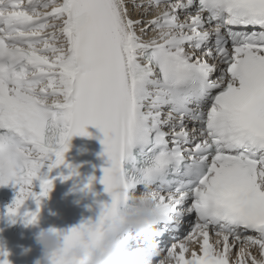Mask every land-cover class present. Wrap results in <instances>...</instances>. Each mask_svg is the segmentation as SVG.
<instances>
[{"label":"snow or ice","instance_id":"obj_1","mask_svg":"<svg viewBox=\"0 0 264 264\" xmlns=\"http://www.w3.org/2000/svg\"><path fill=\"white\" fill-rule=\"evenodd\" d=\"M89 125L110 200L66 230L69 246L82 231L99 241L121 197L147 189L152 264H264V0H0V187L17 189L6 215L31 198L32 224L55 179L80 183L65 153Z\"/></svg>","mask_w":264,"mask_h":264},{"label":"clouds","instance_id":"obj_2","mask_svg":"<svg viewBox=\"0 0 264 264\" xmlns=\"http://www.w3.org/2000/svg\"><path fill=\"white\" fill-rule=\"evenodd\" d=\"M84 182L81 179L77 184L78 191L85 196L89 193L98 195L93 186L82 190ZM38 223L39 214L29 225ZM157 223L158 205L152 192L147 189L130 192L121 197L115 216L106 224L103 237L95 243L86 231H82L69 246L64 229L55 226L40 229L35 241L41 247L42 256L35 264H51L52 257L61 253L67 264H152L159 255L155 239ZM7 253L8 257L10 252ZM158 264H172V261L164 257Z\"/></svg>","mask_w":264,"mask_h":264},{"label":"bare ground","instance_id":"obj_3","mask_svg":"<svg viewBox=\"0 0 264 264\" xmlns=\"http://www.w3.org/2000/svg\"><path fill=\"white\" fill-rule=\"evenodd\" d=\"M135 18V17H134ZM34 185V188H33V190L34 191H36V189H37V186L35 185V184H33Z\"/></svg>","mask_w":264,"mask_h":264}]
</instances>
